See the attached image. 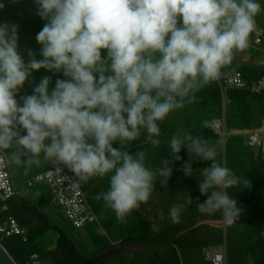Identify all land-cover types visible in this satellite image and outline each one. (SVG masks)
Instances as JSON below:
<instances>
[{
  "label": "clouds",
  "instance_id": "9594fccd",
  "mask_svg": "<svg viewBox=\"0 0 264 264\" xmlns=\"http://www.w3.org/2000/svg\"><path fill=\"white\" fill-rule=\"evenodd\" d=\"M36 3L37 14L48 21L36 36L42 60L30 51L25 64L18 51V25H0V152L10 150V159L26 170L40 167L43 156L58 173L67 167L77 183L108 176V190L95 198L124 223L149 200L157 180L167 187L171 165L186 148L185 176H192V161L211 162L200 169L199 191L207 199L201 203L197 198L198 211L221 212L229 224L240 218L243 207L228 190L241 183L250 188L251 182L224 166L209 140L178 130L168 141L169 158L155 170L146 166L144 151L133 153L125 145L142 134L152 146L160 145V123L195 103L196 93L248 46L261 5L256 0ZM41 68L62 70L69 79H58L49 93L50 77L45 76L20 106L15 94ZM207 124L203 121L201 128ZM192 202L189 195L186 203ZM184 207H170L173 223L180 222Z\"/></svg>",
  "mask_w": 264,
  "mask_h": 264
},
{
  "label": "rangeland",
  "instance_id": "374dc122",
  "mask_svg": "<svg viewBox=\"0 0 264 264\" xmlns=\"http://www.w3.org/2000/svg\"><path fill=\"white\" fill-rule=\"evenodd\" d=\"M256 2L261 5V11L255 18L256 24L259 29L264 31V0H256ZM0 4L4 5L0 8V25L5 23L18 25V51L25 64L32 58L29 56L30 51L36 60H42V46L37 42L36 36L48 21L37 14L36 0H0ZM179 24H182L181 18H178ZM101 56L102 58L107 56L106 49L101 50ZM45 76L50 77L49 93L55 88L58 79H69L63 75L62 70L59 72L44 68L33 70L15 94V99L20 106H23L22 98L34 94L35 87ZM199 101L196 99L195 103H186L184 108L173 111L160 123L161 135L159 139L161 143L159 146L154 147L146 142L144 134H142L138 141L126 144L125 148L133 153L138 150L144 151L146 166L155 170L162 165L164 159L169 158L168 141L178 130L183 129L209 140L217 146L218 159L221 163L230 168L242 181L249 180L251 182L250 188H245V185L241 183L228 190L229 195L233 199H237L238 205L243 207L240 218L225 226L221 212L207 215L198 211L197 198L201 203L207 199V196L201 195L199 191L198 180L203 179L200 169L210 166L211 162L192 161L194 168L192 176H185L182 168L189 160V154L186 148H182L179 153L181 160L173 161L171 165L173 174L167 187H162L157 180L149 200L141 204L137 212H133L127 217L124 223L118 222L115 213L111 209L105 208L102 200L95 198L99 193L108 190V176L94 177L87 183H79L83 188L86 204L95 220L82 227H74L65 217L61 208L53 203L51 192L45 183L39 182L35 186L26 183L36 173L55 165L43 161V156H41L40 167L33 166L26 170L24 166L17 165L10 159L8 155L10 150H5L0 153L7 161L16 189L13 197L17 202L24 199L42 210L51 225L35 237L31 246L39 253L47 252L53 248L58 230H61L76 245L80 256L88 259L92 257L91 254L97 248L104 244L113 243L112 247L120 246L121 244L117 242L121 235L125 236L130 231L138 230L131 226L139 216L149 221L152 234L164 230L170 236L181 233L180 237L185 240L173 246L181 264H210L205 258V251L218 247L224 249L226 264H264V158L258 156L256 146H249L247 143V133L261 128L264 111H258L252 120L245 121L246 117L238 106L230 102L226 106L223 105L227 134L224 139H221L219 134L213 132L209 127L201 128L203 121L210 123L217 115L208 108H203ZM218 116L222 117V112ZM25 134L27 133L25 132ZM113 147H119L118 142H114ZM189 195L193 199L191 204L186 203ZM40 196L44 199L41 205L38 202ZM179 204H184L185 207L181 212L180 222L173 223L169 216V209L171 206ZM93 234L97 236L96 243L92 240ZM165 249V246H161L154 250L140 244L136 250L115 254L114 259L106 257V264H148L151 259H155L156 254L159 258H165ZM43 261L49 262V258L45 257Z\"/></svg>",
  "mask_w": 264,
  "mask_h": 264
},
{
  "label": "trees",
  "instance_id": "16d2710c",
  "mask_svg": "<svg viewBox=\"0 0 264 264\" xmlns=\"http://www.w3.org/2000/svg\"><path fill=\"white\" fill-rule=\"evenodd\" d=\"M230 68L234 71H239L244 75L251 77L254 75L253 69L256 68L240 65L235 62H231L230 64L224 66L221 69V75L218 80H222V70ZM255 78V77H254ZM264 101V92L254 93L249 91L248 89H236V88H227L225 89L224 96L227 97L226 104L231 103L235 104L238 107H241V104L245 105L242 109V114L248 109L249 102L255 98ZM197 99L200 101V105L203 108H208L215 115H219L221 110V93L218 85V81H212L207 85H204L197 93ZM239 100L241 103H239ZM229 103V104H230ZM72 173V172H71ZM73 176V174H72ZM74 178V177H73ZM75 179V178H74ZM79 187L83 192L82 186L78 183ZM84 195V192H83ZM85 198V195H84ZM43 197L40 196L39 204L43 203ZM8 209L7 211H2L0 209V222L9 214H11L20 224V226L24 229L25 235L27 237L26 242H23L21 238L17 235L11 236H1L0 235V244L7 251L10 257L13 259L15 264H24L30 252H36L43 260L45 257L49 258L48 264H83L86 260L81 257L76 245L73 241L61 230H58V236L55 240V244L52 249L48 250L45 253H39L35 248L31 246V242L35 239V237L41 234L43 231L48 229L51 225L48 223V219L46 214L36 206L29 204L24 199H21L19 202L15 200L12 196L7 200ZM1 208V203H0ZM134 212H137L135 210ZM135 227L138 230H133L128 232L127 235H121L118 240V244H143L145 247L154 249L156 247L165 246L164 254L165 258H159L156 254L155 259H151L148 264H181L178 261V258L174 252L173 246L178 242L184 241L185 239L181 238V233H177L173 236H170L167 231H162L160 233L152 234L150 230V223L147 219L137 217V220L134 221L131 228ZM134 229V228H133ZM92 240L94 243L97 242V236L95 234L92 235ZM113 243H107L103 246L97 248L91 255H95L98 252H101L107 248L112 247ZM49 252H53L54 254H50ZM48 253V254H47ZM61 257V258H60ZM113 256H109V258L114 259ZM108 258V257H107ZM101 259L93 264H106V259ZM111 263V262H110Z\"/></svg>",
  "mask_w": 264,
  "mask_h": 264
},
{
  "label": "built area",
  "instance_id": "2783aa9c",
  "mask_svg": "<svg viewBox=\"0 0 264 264\" xmlns=\"http://www.w3.org/2000/svg\"><path fill=\"white\" fill-rule=\"evenodd\" d=\"M260 34V30L254 31L253 36L249 40L254 43H259ZM217 81L222 99L227 88L248 89L254 93L264 91V78L251 80L239 71L225 75L221 81L218 79ZM208 126L213 132L218 133L221 139H224L227 134L225 130L224 112L222 111V117L213 120ZM247 143L249 146H256L258 156L264 158V125L259 130H252L247 133ZM61 167L63 169L62 173H58L56 166H53L36 173L26 183L30 186H35L39 182L45 183L51 192L53 203L61 208L72 226L82 227L89 222H93L95 217L86 204L81 188L73 178L71 171L65 166ZM70 177L71 179H69ZM15 193L16 189L10 176L7 161L4 155L0 153V209L2 211H7V200ZM223 224L225 226L230 225L225 221L224 217ZM0 235H17L23 242H26L27 239L24 229L11 214L7 215L0 222ZM205 258L210 264H226L224 249L220 247L207 249L205 251ZM24 264L48 263L43 261L38 253L30 252Z\"/></svg>",
  "mask_w": 264,
  "mask_h": 264
},
{
  "label": "crops",
  "instance_id": "0c3cea01",
  "mask_svg": "<svg viewBox=\"0 0 264 264\" xmlns=\"http://www.w3.org/2000/svg\"><path fill=\"white\" fill-rule=\"evenodd\" d=\"M257 30L261 31L260 42L254 43L251 40H249L248 46L241 51L235 52L233 59L231 61V62H235V63L240 64V65H244V66L247 65V66L256 68V70L253 69L254 75H252L251 77L246 76L248 79H251V80L264 78V39H262V36H264V31H262L261 28L259 29V27L256 24L254 31H257ZM254 31L250 34L249 38H251L253 36ZM231 73H233V70L230 68H226V69L222 70L223 76L231 74ZM261 92H264V91H261ZM239 103H241L240 100H239ZM221 104L222 105H221L220 112L223 111L222 107H223V105L226 104L225 97L222 99ZM244 106H245L244 104L243 105L241 104V107H239V108L243 109ZM258 111L259 112L264 111V101H262V103H261L260 100L257 98V95H256L255 98L249 102L248 109L246 110L245 115L243 113V115L246 117L245 121H249L250 119L252 120V117L254 118ZM218 118H220V117L216 116L215 118H213V120H216ZM224 121H225V115H224ZM210 123H208V125ZM208 125H207V127H209ZM262 125H264V120H262L261 126ZM25 132L26 131H21L20 134L26 135ZM39 199H40V197H39ZM43 202H44V200H43Z\"/></svg>",
  "mask_w": 264,
  "mask_h": 264
},
{
  "label": "water",
  "instance_id": "95a60500",
  "mask_svg": "<svg viewBox=\"0 0 264 264\" xmlns=\"http://www.w3.org/2000/svg\"><path fill=\"white\" fill-rule=\"evenodd\" d=\"M139 247H140V244H132V243L121 244L120 246H117V247H110L86 259L83 264H93L106 257L112 256L118 253H124V252H129L132 250H136ZM49 253L53 254L51 252ZM0 264H15L13 259L10 257L7 251L1 246V244H0Z\"/></svg>",
  "mask_w": 264,
  "mask_h": 264
},
{
  "label": "flooded vegetation",
  "instance_id": "af4514ba",
  "mask_svg": "<svg viewBox=\"0 0 264 264\" xmlns=\"http://www.w3.org/2000/svg\"><path fill=\"white\" fill-rule=\"evenodd\" d=\"M51 253H53V252H51ZM54 254V253H53Z\"/></svg>",
  "mask_w": 264,
  "mask_h": 264
}]
</instances>
